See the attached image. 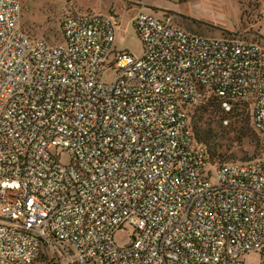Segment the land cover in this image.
<instances>
[{
    "label": "built area",
    "instance_id": "obj_1",
    "mask_svg": "<svg viewBox=\"0 0 264 264\" xmlns=\"http://www.w3.org/2000/svg\"><path fill=\"white\" fill-rule=\"evenodd\" d=\"M20 18L0 0V264H264V44L141 11L137 56L103 13L70 10L57 43ZM210 95L250 105L259 156L210 163L188 111Z\"/></svg>",
    "mask_w": 264,
    "mask_h": 264
},
{
    "label": "rangeland",
    "instance_id": "obj_2",
    "mask_svg": "<svg viewBox=\"0 0 264 264\" xmlns=\"http://www.w3.org/2000/svg\"><path fill=\"white\" fill-rule=\"evenodd\" d=\"M19 2L21 4L19 26L29 36L43 37L51 43H57L62 39L60 29L62 17L70 10H76L107 15L114 27L113 45L115 49L137 56L142 53V42L134 26V19L141 11H152L157 16L171 13L176 24L201 34L234 35L264 44V0H19ZM214 27L231 31H216ZM114 76L115 69L111 67L100 72V78L104 81H110ZM213 97L210 95L208 100ZM216 103L219 102L216 100ZM201 105H188V111L191 122L198 120V124L207 131L211 123L210 117L214 115L212 112L203 113L202 116L194 115L195 107ZM230 111L229 117L222 121V126L225 127V137L220 140L221 145L218 148V151L223 153L220 161L252 159L248 153L249 139L247 137L238 138L239 135L236 132L237 125L241 121L252 127L251 107L244 102L234 103ZM233 112L236 116H230ZM216 123H218V118ZM262 148V145L256 148L258 156ZM57 152L61 164L70 163L71 155L65 148L57 147ZM214 162L216 160H210V163L215 164ZM131 235V227L126 225L114 232L113 241L121 246L129 241ZM239 259L247 264H260L261 255L258 251H246L239 255ZM46 261L45 257L41 256L32 264H46Z\"/></svg>",
    "mask_w": 264,
    "mask_h": 264
},
{
    "label": "trees",
    "instance_id": "obj_3",
    "mask_svg": "<svg viewBox=\"0 0 264 264\" xmlns=\"http://www.w3.org/2000/svg\"><path fill=\"white\" fill-rule=\"evenodd\" d=\"M217 97H213L208 100L207 103H204V105L195 107L193 113L194 115L199 114V116H202L203 113L212 112L214 117H210L211 123L207 127L208 130L205 131L199 124L198 120L195 122H191L193 131L196 135L197 142L204 144L207 146V151L209 153V157L213 160H216V162H221L222 154L218 151V148L220 147V140L225 137L224 133V126H222V121L227 119L229 117V111L231 108L226 111L224 107L221 105L220 99ZM217 102L219 103H216ZM234 111V109H233ZM197 112V113H196ZM231 112V111H230ZM230 116H236V113L233 112ZM218 118V123H216V119ZM241 121L242 119H237ZM214 121V124L212 122ZM229 122V121H228ZM226 122V123H228ZM237 134L239 135L238 138L247 137L248 140V153L250 158H254L257 155L256 148H258V145H262V140L260 135L257 133V131L251 127L248 123L241 121L237 125ZM250 149V151H249ZM262 152V151H261Z\"/></svg>",
    "mask_w": 264,
    "mask_h": 264
},
{
    "label": "crops",
    "instance_id": "obj_4",
    "mask_svg": "<svg viewBox=\"0 0 264 264\" xmlns=\"http://www.w3.org/2000/svg\"><path fill=\"white\" fill-rule=\"evenodd\" d=\"M212 26H214V25H212ZM213 29H215L216 31H223V30H226V31H231V30H228V29H226V28H220V27H214ZM214 30V31H215ZM213 36H217V35H213ZM219 36H221V35H219Z\"/></svg>",
    "mask_w": 264,
    "mask_h": 264
}]
</instances>
